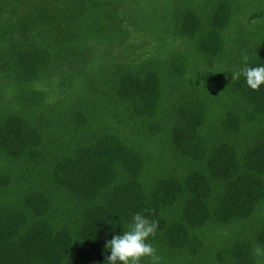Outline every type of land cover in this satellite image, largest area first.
Wrapping results in <instances>:
<instances>
[{"label": "trees", "instance_id": "16d2710c", "mask_svg": "<svg viewBox=\"0 0 264 264\" xmlns=\"http://www.w3.org/2000/svg\"><path fill=\"white\" fill-rule=\"evenodd\" d=\"M264 0H0V264H264ZM141 264H149L147 259Z\"/></svg>", "mask_w": 264, "mask_h": 264}, {"label": "clouds", "instance_id": "9594fccd", "mask_svg": "<svg viewBox=\"0 0 264 264\" xmlns=\"http://www.w3.org/2000/svg\"><path fill=\"white\" fill-rule=\"evenodd\" d=\"M245 66L231 72L232 80L243 76L246 84L252 90H259L264 85V66H247L248 56L243 54ZM158 228L156 221L149 220L137 213L132 217L131 223L127 225V230L120 235H115L105 245L110 251V256L106 258V264H141L142 260L147 259L149 264H160V256L149 238H155ZM257 256H264V249L257 246L254 249Z\"/></svg>", "mask_w": 264, "mask_h": 264}]
</instances>
